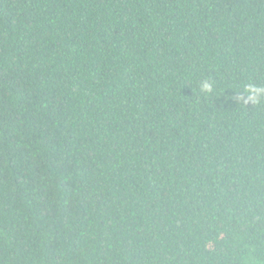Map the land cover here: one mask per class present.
Segmentation results:
<instances>
[{"label":"trees","instance_id":"obj_1","mask_svg":"<svg viewBox=\"0 0 264 264\" xmlns=\"http://www.w3.org/2000/svg\"><path fill=\"white\" fill-rule=\"evenodd\" d=\"M249 85L264 0H0V264H264Z\"/></svg>","mask_w":264,"mask_h":264},{"label":"clouds","instance_id":"obj_2","mask_svg":"<svg viewBox=\"0 0 264 264\" xmlns=\"http://www.w3.org/2000/svg\"><path fill=\"white\" fill-rule=\"evenodd\" d=\"M200 89L205 94H211L214 91L213 84L209 80L202 81L200 84ZM246 96L248 101L259 103L261 99L264 98V88L249 85L246 88Z\"/></svg>","mask_w":264,"mask_h":264}]
</instances>
